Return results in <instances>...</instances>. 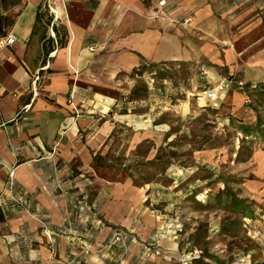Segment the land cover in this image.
Segmentation results:
<instances>
[{"label":"crops","instance_id":"1","mask_svg":"<svg viewBox=\"0 0 264 264\" xmlns=\"http://www.w3.org/2000/svg\"><path fill=\"white\" fill-rule=\"evenodd\" d=\"M160 1L0 4V36H16L14 45L0 50V264L118 263L121 248L108 246L117 222L104 215V196H95L92 206L83 197L80 176L96 150L85 141L99 138L89 129L103 107L117 104L112 93L119 73L183 59L184 45L209 42L201 29L213 35L224 24L214 20L215 6L222 2L221 9H228L223 0ZM194 16L195 22L183 25V18ZM198 50L192 47V55L202 58ZM12 172L15 193L29 196L30 212L10 201ZM140 220L123 219L120 230L129 233L130 247L125 264H179L173 239L161 236L156 225L149 235L142 233Z\"/></svg>","mask_w":264,"mask_h":264},{"label":"rangeland","instance_id":"2","mask_svg":"<svg viewBox=\"0 0 264 264\" xmlns=\"http://www.w3.org/2000/svg\"><path fill=\"white\" fill-rule=\"evenodd\" d=\"M223 2L221 28L198 30L209 42L118 74V102L89 129L99 138L85 141L96 150L80 179L91 206L104 196L117 229L133 216L142 233L156 225L181 262L264 264V0ZM22 192L14 207L30 212Z\"/></svg>","mask_w":264,"mask_h":264},{"label":"built area","instance_id":"3","mask_svg":"<svg viewBox=\"0 0 264 264\" xmlns=\"http://www.w3.org/2000/svg\"><path fill=\"white\" fill-rule=\"evenodd\" d=\"M165 3H166L165 0L160 1V5H164ZM15 42H16V36L13 33H8V34L0 36V50L14 45ZM14 179H15L14 173L12 172L10 174V178L8 181V191L10 194V201L13 204H16L17 206V204L19 205L22 204L23 197L22 195H20V192L15 193L16 184H15ZM108 246L121 248L120 259L117 264H125L126 258L130 252L129 233L127 231L120 230V229L116 230ZM149 253L150 252L147 253V256H151V254ZM153 253L156 256L161 255L162 254L161 248L157 247L156 249L153 250ZM179 264H188V263L185 261H182Z\"/></svg>","mask_w":264,"mask_h":264},{"label":"bare ground","instance_id":"4","mask_svg":"<svg viewBox=\"0 0 264 264\" xmlns=\"http://www.w3.org/2000/svg\"><path fill=\"white\" fill-rule=\"evenodd\" d=\"M74 2H75V1H74ZM57 8H58V7H57ZM66 10H67V9H66ZM77 10H78V9H77ZM60 11H61V10H60ZM162 12H163V11H162ZM164 14H166V13H164ZM67 15H68V14H67ZM70 24H71V23H70ZM167 33H168V32H167ZM166 35L168 36V34H166ZM162 36H163V35H162ZM164 36H165V35H164ZM167 36H166V37H167ZM168 37H170V36H168ZM172 40H173V39H172ZM174 41H175V40H174ZM165 43H167V42H165ZM174 43H175V42H174ZM162 44H163V43H161V45H162ZM175 45H176V44H175ZM166 46H167V45H166ZM169 46H170V45H169ZM164 47H165V46H163V48H164ZM170 47H171V46H170ZM170 47H169V48H170ZM172 47H173V46H172ZM161 48H162V47H161ZM166 48L168 49V47H166ZM167 49H166V52L169 53L170 50H169V52H168ZM171 49H172V48H171ZM162 51H163V50H162ZM177 51H178V49H177ZM172 52H173V51H172ZM172 52H170V53H172ZM164 53H165V52H164ZM175 53L178 54L177 52H174V54H175ZM179 53H180V52H179ZM160 54L162 55V53H160ZM165 54H166V53H165ZM162 56H165V55H162ZM168 56H169V55H168ZM171 56H172V55H171ZM165 57H166V56H165ZM165 57H164V59H166ZM173 57H174V56H173ZM173 57H172V58H173ZM178 58H179V55H178ZM164 62H165V61H164ZM211 74H212V73H211ZM212 76H213L214 78H217V76H216L215 74H212ZM216 88H217V87H216ZM231 92H232V91H231ZM228 95H229V94H228ZM231 95H232V94H231ZM237 95H238V94H237ZM238 96H239V95H238ZM236 97H237V96H236ZM236 97H235V99H236ZM239 97H240V96H239ZM229 98H230V97H229ZM240 98H241V97H240ZM233 99H234V98H233ZM238 99H239V98H238ZM239 101H240V100H239ZM103 110H107V107H103ZM100 128H101V127H100Z\"/></svg>","mask_w":264,"mask_h":264},{"label":"trees","instance_id":"5","mask_svg":"<svg viewBox=\"0 0 264 264\" xmlns=\"http://www.w3.org/2000/svg\"><path fill=\"white\" fill-rule=\"evenodd\" d=\"M20 1H21V0H18V1H12V2H11L10 4H8V5H17L18 3H20ZM1 2H5V1H4V0H1L0 3H1ZM1 25H2V22H1V19H0V28L2 27Z\"/></svg>","mask_w":264,"mask_h":264}]
</instances>
